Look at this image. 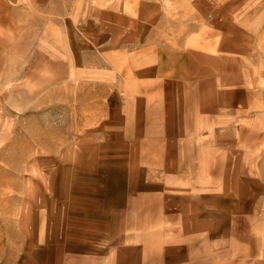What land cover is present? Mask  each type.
<instances>
[{
  "label": "rangeland",
  "instance_id": "rangeland-1",
  "mask_svg": "<svg viewBox=\"0 0 264 264\" xmlns=\"http://www.w3.org/2000/svg\"><path fill=\"white\" fill-rule=\"evenodd\" d=\"M155 43L192 57L191 77L215 78L227 157L217 190L233 192L253 264L264 245V0H0V264H44L66 230L98 242L83 219L101 198V149H113L114 48L122 64ZM245 199L248 218L236 214ZM225 244L222 259L242 255L241 238Z\"/></svg>",
  "mask_w": 264,
  "mask_h": 264
},
{
  "label": "crops",
  "instance_id": "crops-1",
  "mask_svg": "<svg viewBox=\"0 0 264 264\" xmlns=\"http://www.w3.org/2000/svg\"><path fill=\"white\" fill-rule=\"evenodd\" d=\"M159 45L136 51L135 60L126 53L122 64L114 48L113 149H101V198L83 219L96 221L98 242L89 229L66 230L71 237L44 264H251L250 235L234 233L233 192L217 190L227 157L217 155L215 78L191 77L192 57ZM245 200L236 214L248 218ZM237 238L242 255L222 259L221 241L227 250ZM255 250L253 264H264V245Z\"/></svg>",
  "mask_w": 264,
  "mask_h": 264
}]
</instances>
